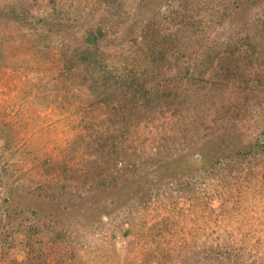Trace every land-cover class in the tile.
<instances>
[{"label": "rangeland", "instance_id": "rangeland-1", "mask_svg": "<svg viewBox=\"0 0 264 264\" xmlns=\"http://www.w3.org/2000/svg\"><path fill=\"white\" fill-rule=\"evenodd\" d=\"M231 1L0 0V122L6 125L5 135L0 137V203L7 193L25 206L18 217L13 211L10 226L33 223L32 227L40 230L36 246L42 251L36 259L31 251L10 246L7 259L0 264H18L11 262V257L23 258L28 253L40 264H138L146 253L147 264H153L157 255L172 264L184 260L208 264L209 251L224 244L242 253L238 261L264 264V158L247 176L238 170L231 172L230 184L220 182L217 176L201 180L193 193L169 189L164 183L160 185L165 189L152 187L147 193L133 184L123 185L126 182L90 189L88 175L108 171L100 154L111 141L117 147L110 149L109 156L117 150L121 153L129 141V151L136 147L143 167L139 179L146 181L143 186L147 187L158 150L155 146L164 140L165 132L174 134L177 128L173 118L160 116L142 119L121 133L122 118L113 115L111 106L94 102L86 86L79 87L58 75V46L68 43L71 49L86 43L84 31H97V26H101L103 38L93 42L94 51L118 66L123 65L121 55L125 52L120 43H130L131 29L142 27L152 17L164 26L162 31H176V42L187 43L188 53L195 45H205L200 42L208 36L219 41L237 29L250 34L255 30L251 26L254 17L264 41V0H250L237 14ZM6 12L18 14V20L4 18ZM49 12L58 14L51 27L40 26L44 19L29 16ZM32 20L37 24L30 25ZM252 44L259 47L261 43ZM240 45L246 46L249 57L251 43ZM176 53L179 68L166 65L167 72L188 71V54ZM252 55L253 66L264 74L263 56ZM260 98L264 109V94ZM263 126L264 119L246 118L239 127L243 134L233 140L223 134V141L233 144L239 138L246 143L259 137ZM175 136V147H180L182 135L178 132ZM133 137L138 140L132 142ZM214 140L209 142L213 149L207 150L200 165L216 156L219 145L213 146ZM95 155L97 163L91 161ZM224 190L236 199V205L216 210ZM49 192L55 193L59 202ZM113 197L115 205H107ZM27 207L37 209L38 218L23 219L24 213H29ZM121 223L129 229L127 233L122 232ZM58 226L65 230L62 239L55 232Z\"/></svg>", "mask_w": 264, "mask_h": 264}, {"label": "trees", "instance_id": "trees-1", "mask_svg": "<svg viewBox=\"0 0 264 264\" xmlns=\"http://www.w3.org/2000/svg\"><path fill=\"white\" fill-rule=\"evenodd\" d=\"M181 1L183 4L187 2ZM249 1L232 0L231 4L236 8L235 13L242 10ZM29 16H33L32 19H44V23L40 25L43 27L45 25L51 27L58 20V14L51 12L45 16L33 14ZM3 17L18 20V14L6 12ZM254 18L251 20V26L255 30L250 34H242L237 29L219 41L208 36L209 39L206 37L200 42L205 45L199 48L195 45L191 51L189 50L191 56L186 51L187 43L183 45L176 42L179 35L175 36L174 33L177 32L162 31L164 26L161 27L156 18L152 17L142 27L131 29L130 43H120L121 49L125 50L121 55L122 66L114 65L96 54V43L93 42L103 38L101 26L96 27L97 31L92 28L84 31L83 40L86 43H80L71 49L68 43H61L58 46L59 77L70 79L72 84L79 87L86 86L94 102L111 106L113 115H120L122 118L121 133L128 131L129 125L135 126L142 119L169 116L170 119L173 118L176 133L182 135L180 147H175L176 133L171 132H165L164 140L155 146L158 150L151 162L147 187L143 186L146 185V181L141 183L139 179L143 167L136 147L129 151V141L123 144L121 153L117 150L116 154L109 156L110 149L117 147L116 142L111 141L108 148H102L105 149V153L100 151V155L107 162L108 171L103 175H100L99 171L94 173L92 171L87 177L90 180V189L99 188L104 184L115 186L126 182L123 185L133 184L135 189L147 193L152 187H156L157 190L162 188L160 184L164 183L169 189L177 187L182 193H193L198 190V183L201 180L217 176L220 182L230 184L231 172L245 171V176L254 172L252 170L255 164H259L264 158V126L258 131L259 137L254 140L249 138L246 143L239 138L233 144L225 142L222 136L224 134L233 140L235 135L243 134L239 127L246 118L255 117L257 122L264 119V109L260 100V96L264 94V74L255 69L250 59L252 54L257 57L260 54L264 59V45H261L264 43L263 35L256 24L258 23L256 17ZM37 20H32L30 25H36ZM237 22L240 23L239 20ZM139 36L141 39H138ZM210 43L221 45L215 47V44ZM241 43H251L252 54H248L249 57L245 55L246 46L243 47ZM252 43L261 44L258 47ZM176 52L188 54L186 55L189 57L188 71L179 72V69L176 71L172 69L171 73L167 72L166 65L171 69L172 66L177 68L179 64ZM4 126L6 125L0 122V137L5 135ZM214 138L216 140L212 145H219L218 151L216 148V156L200 165L206 160L208 151L213 149H209L211 145L209 142ZM131 140L135 142L138 139L133 137ZM167 149L171 151L167 153ZM163 150H166V154H159ZM196 154H199V158ZM97 159L95 155L91 161L97 163ZM86 176L85 174L84 177ZM49 194L59 202L55 193ZM218 197L220 202L215 207L216 210H225L226 207L236 205V199L226 190L221 191ZM115 203L116 197H113L112 203L106 204L113 206ZM0 205V227H3L0 234V260L6 258L10 246H15L17 251L21 252L31 251L36 259L40 258L42 251L36 246L37 240L41 237L40 230L32 227L31 222L23 224L21 228L23 222H18L13 229L10 226L13 211L18 217L22 211L24 212L25 206H21L18 199L7 193ZM28 208L26 211L29 213H24L23 219L38 218L39 211L33 207ZM105 212L108 213V210ZM122 224H120L123 227L122 232L127 233L129 229ZM55 232L57 237L62 239L65 230L58 226ZM29 253L23 258L12 256L10 261L18 264H38L39 261L33 260ZM240 254L242 253L238 252V249L233 250L231 246L224 244L209 251L208 264H255L253 261H238L236 258ZM148 255L146 253L138 264H147L149 261H145V258H148ZM231 258L233 261H230ZM153 264H172V260L169 261L168 258L163 260L157 255ZM181 264L191 263H185L184 260Z\"/></svg>", "mask_w": 264, "mask_h": 264}]
</instances>
